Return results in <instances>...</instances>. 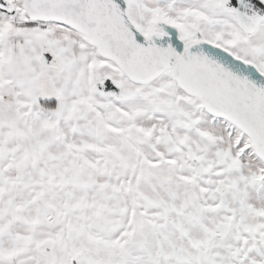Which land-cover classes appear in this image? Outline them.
Instances as JSON below:
<instances>
[{
  "label": "snow or ice",
  "instance_id": "snow-or-ice-1",
  "mask_svg": "<svg viewBox=\"0 0 264 264\" xmlns=\"http://www.w3.org/2000/svg\"><path fill=\"white\" fill-rule=\"evenodd\" d=\"M0 264H264V0H0Z\"/></svg>",
  "mask_w": 264,
  "mask_h": 264
}]
</instances>
